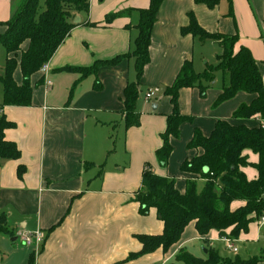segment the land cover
Wrapping results in <instances>:
<instances>
[{
  "label": "crops",
  "instance_id": "1",
  "mask_svg": "<svg viewBox=\"0 0 264 264\" xmlns=\"http://www.w3.org/2000/svg\"><path fill=\"white\" fill-rule=\"evenodd\" d=\"M17 2L0 0V34L17 11ZM89 2L88 13L74 12L80 21L74 19L76 25L48 62L47 75L41 70L32 75L30 106H2L4 88L0 81L1 115L15 124L5 130V139L21 151L18 159H0V211L7 214L15 232L13 237L0 236V264H168L182 249L200 258H207L208 249L218 250L224 257L264 258L260 218L234 239L236 253L217 230L201 236L193 221L167 252L159 249L130 259L142 249L137 235H161L164 230L156 208L142 214L136 201L144 167L150 165L155 174L173 178L181 193L189 180H196L201 191L206 180L182 171L184 162L203 152L189 147L195 131L209 136L220 120L250 128L262 122L257 117H233L241 105L253 101L254 94L238 92L216 104L228 84V77L217 72L205 95L197 87L181 89L180 112L193 121L183 123L179 137L172 139L168 163L159 162L156 152L162 146L161 135L173 108L166 87L173 84L186 61L201 73L207 65H216L222 54L219 41L183 34L182 28L189 25L192 14L209 33L238 36L236 50L241 46L250 49L264 80V0H220L213 7L197 0H164L152 30L150 62L140 79V125L131 128H126L123 110L125 88L137 81L133 57L101 66L85 78L61 69L90 67L98 60L132 52L138 35V11L148 8L150 0ZM128 10L129 15L106 22L107 15ZM27 48L25 42L22 50ZM13 76L18 85L23 83L19 65ZM149 88H159V95L147 100ZM244 154L250 163L259 161L251 150ZM20 167L24 168L22 176ZM242 170L250 180L258 177L251 165ZM244 204L234 201L231 209ZM38 230L45 234L40 244L24 245L17 236L20 231ZM199 245L205 246L203 257L196 252Z\"/></svg>",
  "mask_w": 264,
  "mask_h": 264
},
{
  "label": "trees",
  "instance_id": "2",
  "mask_svg": "<svg viewBox=\"0 0 264 264\" xmlns=\"http://www.w3.org/2000/svg\"><path fill=\"white\" fill-rule=\"evenodd\" d=\"M164 0H150L146 9H140L138 35L134 42V50L111 60H98L90 67H64L63 72H78L82 78L96 74L104 65H113L122 58L133 57L137 72V81L132 82L124 91V117L126 128L140 125V113L137 102L140 97V79L145 67L150 62V45L152 30L157 21L158 12ZM210 7L220 0H197ZM89 0H22L12 18L4 23L6 30L0 34V47L7 52V58L0 81L4 88L2 106H30L32 104L33 87L31 77L50 61L56 50L64 42L76 25L74 12L88 13ZM126 12L107 15L110 23ZM190 23L182 28L183 34H192L202 40L219 41L222 54L216 65H207L205 70L197 73L191 61H186L172 85L166 87L165 94L170 97L172 112L167 116V127L162 133V146L156 155L162 165H166L173 152L172 139L178 138L180 128L185 122H192L193 117L184 116L180 112L179 97L183 88L197 87L205 95L208 84L214 82L217 72L228 77L216 104H220L238 92H247L256 97L250 104L241 105L234 113V119L260 118L259 127L250 128L244 124L233 125L220 120L209 136L196 130L190 148H199L203 152L186 161L182 171L197 174L204 178L205 185L201 191L196 180H189L185 192L181 193L175 186V180L162 177L153 172L150 165L144 167L142 186L137 192L136 201L140 204V212L147 214L156 208L159 218L164 223L161 235L140 234L136 238L141 242L142 249L132 253L130 259L154 253L162 249L167 252L178 243L185 228L195 221L196 229L201 236L211 230H217L221 237L238 238L248 230L249 224L264 215V80L258 63L247 47L236 50L238 36L213 34L203 29L194 15L190 14ZM28 42V48L22 45ZM21 52L18 57V53ZM12 57H9V55ZM19 58V59H17ZM23 74V83L18 85L14 80V71L18 67ZM73 90L70 92L72 98ZM15 124L4 115L0 117V159H18L21 151L18 146L5 139V130ZM246 150L259 156L257 163H250ZM251 165L258 171L256 179H248L243 167ZM206 170H208L206 172ZM24 168H19L22 176ZM234 201L245 204L236 210L231 209ZM230 233H227L228 229ZM13 237L14 230L10 227L9 218L0 211V236ZM168 264H264L263 256H252L243 259L239 256L224 257L218 250L208 249L207 258H200L182 249L174 261Z\"/></svg>",
  "mask_w": 264,
  "mask_h": 264
},
{
  "label": "built area",
  "instance_id": "3",
  "mask_svg": "<svg viewBox=\"0 0 264 264\" xmlns=\"http://www.w3.org/2000/svg\"><path fill=\"white\" fill-rule=\"evenodd\" d=\"M40 70L44 75H47L49 71L48 63L44 64ZM46 84L50 85L51 81L46 79ZM159 92H160L159 88H149L145 93V97L147 100H151L157 97L159 95ZM0 117H1V112H0ZM260 223L264 225V215L261 217ZM17 236L21 239L24 245L40 244L43 243L45 240V234L40 230L36 232L20 231L17 233ZM224 241L227 243V247L231 251L235 253L238 251V248L234 245V239L229 237H224Z\"/></svg>",
  "mask_w": 264,
  "mask_h": 264
},
{
  "label": "rangeland",
  "instance_id": "4",
  "mask_svg": "<svg viewBox=\"0 0 264 264\" xmlns=\"http://www.w3.org/2000/svg\"><path fill=\"white\" fill-rule=\"evenodd\" d=\"M22 2V0H18V2L17 3H21ZM44 2H45V0H41V5L42 6H44ZM6 51H5V49H4V47L3 46H1V49H0V67L1 66H3L4 65V62H5V60H6ZM3 74V71H2V69H0V76ZM204 248H205V246H201V245H199L198 246V249H196V252L198 253V256L199 255H201L202 257L203 256H205L204 254Z\"/></svg>",
  "mask_w": 264,
  "mask_h": 264
},
{
  "label": "water",
  "instance_id": "5",
  "mask_svg": "<svg viewBox=\"0 0 264 264\" xmlns=\"http://www.w3.org/2000/svg\"><path fill=\"white\" fill-rule=\"evenodd\" d=\"M79 21H80V18L77 17L76 20H75V22L78 23ZM155 109H156V105H155ZM207 171H208V170H206V172H207ZM205 251H206V249H205Z\"/></svg>",
  "mask_w": 264,
  "mask_h": 264
}]
</instances>
